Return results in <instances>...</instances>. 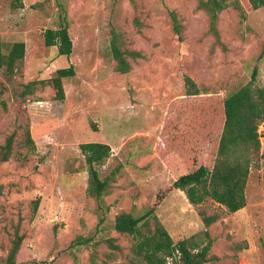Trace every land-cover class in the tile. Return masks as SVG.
Returning a JSON list of instances; mask_svg holds the SVG:
<instances>
[{
    "label": "rangeland",
    "instance_id": "obj_1",
    "mask_svg": "<svg viewBox=\"0 0 264 264\" xmlns=\"http://www.w3.org/2000/svg\"><path fill=\"white\" fill-rule=\"evenodd\" d=\"M201 1L0 0L3 52L15 42L26 45L22 65L13 74L0 71V147L16 135L10 160L0 162V264L17 229L24 236L18 264H143L134 238L114 224L122 212L141 217L150 210L175 243L210 245L206 264H264V122L245 208L231 213L212 199L194 206L183 191L166 192L187 164L212 167L223 102L251 82L255 68V85L264 88V7L227 0L218 40ZM64 16L70 56L45 44V31L59 29ZM113 41L131 65L127 74L116 70ZM70 66L75 76L63 79L61 101L41 82ZM186 75L201 94L186 95ZM194 102L212 109L203 123L194 110L184 119L179 113ZM177 129L182 135L172 138ZM27 130L34 145L26 143ZM83 143L111 147L95 167L108 184L100 198L89 191ZM202 212L219 219L207 228Z\"/></svg>",
    "mask_w": 264,
    "mask_h": 264
},
{
    "label": "trees",
    "instance_id": "obj_2",
    "mask_svg": "<svg viewBox=\"0 0 264 264\" xmlns=\"http://www.w3.org/2000/svg\"><path fill=\"white\" fill-rule=\"evenodd\" d=\"M254 10L264 7V0H250ZM228 7L227 0H203L198 8L204 10L209 18V30L219 40V31L217 23L219 15ZM63 24L59 29H48L44 33L45 44L47 47H58V53L61 56H70L73 52V42L69 35V24L66 16L63 18ZM175 30L177 34L181 33V27L174 15ZM4 42L0 29V71L6 68V71L13 74L24 62L26 55V45L24 42L13 43L7 54L3 52ZM113 54L117 62L116 70L122 74H127L131 65L124 59L119 46L113 41ZM134 55L136 59V55ZM75 76L73 66L62 68L56 71L53 78L42 81V85L51 86L56 92V99L63 101L65 91L63 79ZM258 76V69L255 68L251 82L228 96L223 102L222 110V131L217 141L216 159L210 168L204 164H195L191 162L186 165L187 172L181 174L174 182L173 186L166 192L174 190L183 191L191 205L199 206L206 200L212 199L220 206L225 207L231 213H237L246 207V186L251 167L259 163L261 142L258 134V127L264 122V88L255 85ZM186 86V95L188 97L198 96L199 88L191 77H184ZM194 112V118L204 119L209 116V107L205 105L190 104L184 107L181 116L187 117ZM177 114V108L175 110ZM193 116V113L191 114ZM214 117V116H213ZM184 121V125H185ZM185 127L184 125L175 124ZM93 126V125H92ZM93 129H96L93 126ZM184 130L177 129L173 131L172 138L182 135ZM15 133L9 135L6 143L0 147V162L6 163L10 160L14 142ZM26 143L34 145L30 130L26 131ZM175 148L180 151L181 145L178 142L173 143ZM185 147V146H184ZM80 150L89 166V191L100 198L105 192L107 181H102L96 166L106 162L111 156V147L102 143H83ZM264 158V156H261ZM166 193V194H167ZM3 195V186L0 185V198ZM162 194L160 197L163 198ZM34 210H38L40 199L34 202ZM205 226L209 228L219 219L218 215H206L201 213ZM150 217L154 223L151 226ZM115 230L122 235H129L134 238L135 244L133 251L136 257L143 261V264H169L168 259H172V264H206L210 261L208 252L210 245L199 248L198 242L190 239H184L177 243L174 242L163 224L155 216L154 210L141 217H135L132 213L122 212L115 218ZM206 237L209 236L205 231ZM24 236L17 229L8 253L6 264H18L17 256L21 250ZM119 249V246H112ZM178 254V255H177Z\"/></svg>",
    "mask_w": 264,
    "mask_h": 264
}]
</instances>
